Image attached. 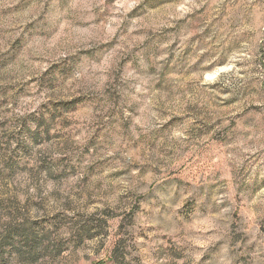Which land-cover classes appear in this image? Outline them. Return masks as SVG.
<instances>
[{
  "label": "rangeland",
  "instance_id": "obj_1",
  "mask_svg": "<svg viewBox=\"0 0 264 264\" xmlns=\"http://www.w3.org/2000/svg\"><path fill=\"white\" fill-rule=\"evenodd\" d=\"M0 264H264V0H0Z\"/></svg>",
  "mask_w": 264,
  "mask_h": 264
}]
</instances>
